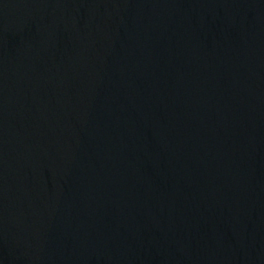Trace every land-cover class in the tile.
Wrapping results in <instances>:
<instances>
[{
	"label": "water",
	"instance_id": "water-1",
	"mask_svg": "<svg viewBox=\"0 0 264 264\" xmlns=\"http://www.w3.org/2000/svg\"><path fill=\"white\" fill-rule=\"evenodd\" d=\"M0 264H264V0H0Z\"/></svg>",
	"mask_w": 264,
	"mask_h": 264
}]
</instances>
